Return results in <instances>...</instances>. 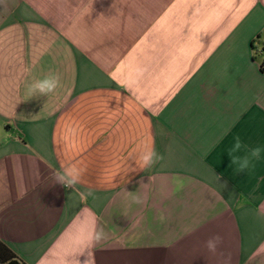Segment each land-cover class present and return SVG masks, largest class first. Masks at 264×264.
I'll use <instances>...</instances> for the list:
<instances>
[{"label":"crops","instance_id":"crops-1","mask_svg":"<svg viewBox=\"0 0 264 264\" xmlns=\"http://www.w3.org/2000/svg\"><path fill=\"white\" fill-rule=\"evenodd\" d=\"M236 137L262 149L247 170ZM146 146L163 159L141 170ZM0 244L15 264H264V0H0Z\"/></svg>","mask_w":264,"mask_h":264},{"label":"clouds","instance_id":"clouds-1","mask_svg":"<svg viewBox=\"0 0 264 264\" xmlns=\"http://www.w3.org/2000/svg\"><path fill=\"white\" fill-rule=\"evenodd\" d=\"M59 86L60 77L53 73L51 75H46L42 79L35 80L29 86V92L33 96H37V94L48 96L49 94L54 93ZM241 150H246V154L243 156L237 155V153L241 152ZM261 152L262 149L259 146L247 149V146L243 144L239 137L234 138V143L228 150V154L232 158V163L238 166V171L247 170L252 164L253 160H258L260 158ZM162 159L163 157L155 151L154 147L146 146L138 154L139 169L143 170L145 167H150ZM134 160L137 164V160ZM132 170L134 171L135 169ZM54 175L56 178V183L61 184L65 188H73L76 190L75 185L80 180L79 171L74 168H70L65 169L63 172L54 173ZM174 183L178 189L183 187V181L179 177H174ZM91 195V191L87 193L79 192V196L82 200L87 199V197ZM133 202L141 203V200L139 197H134ZM163 219L164 217L161 216V221H163ZM101 237L102 233H98L97 239ZM222 240L223 238L219 234L213 235L205 242V246L210 252L215 253L217 247L222 243Z\"/></svg>","mask_w":264,"mask_h":264},{"label":"trees","instance_id":"trees-1","mask_svg":"<svg viewBox=\"0 0 264 264\" xmlns=\"http://www.w3.org/2000/svg\"><path fill=\"white\" fill-rule=\"evenodd\" d=\"M0 264H15L14 261L9 260L6 258V255L4 254V248L0 244Z\"/></svg>","mask_w":264,"mask_h":264}]
</instances>
